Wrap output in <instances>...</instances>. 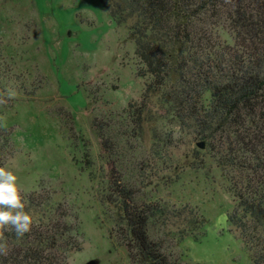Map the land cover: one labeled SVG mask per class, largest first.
<instances>
[{
    "label": "rangeland",
    "instance_id": "rangeland-1",
    "mask_svg": "<svg viewBox=\"0 0 264 264\" xmlns=\"http://www.w3.org/2000/svg\"><path fill=\"white\" fill-rule=\"evenodd\" d=\"M207 18L195 30L219 53L233 33ZM128 35L98 0H0V167L17 177L21 199L66 225L58 264H139L117 219L119 187L157 206L148 233L170 260L253 264L227 218L243 217L238 193L257 196L264 176L229 163L240 146L220 133L203 138L159 93L138 126L149 75ZM197 101L201 113L208 92Z\"/></svg>",
    "mask_w": 264,
    "mask_h": 264
},
{
    "label": "trees",
    "instance_id": "trees-1",
    "mask_svg": "<svg viewBox=\"0 0 264 264\" xmlns=\"http://www.w3.org/2000/svg\"><path fill=\"white\" fill-rule=\"evenodd\" d=\"M98 1L117 24L128 25V37L143 63L142 74L149 75L134 109L138 126L150 97L159 93L180 116L187 111L197 121L203 138L218 133L230 136L241 154L227 159L229 163L257 169L264 176V0ZM202 13L233 33V43L226 50L217 53L212 46L208 51L202 47L203 38L195 30V20ZM204 91L209 103L200 113L196 104ZM114 189L117 219L130 258L139 264H178L149 236L148 220L157 206L137 205L131 191ZM237 196L243 217L234 212L227 219L237 225L253 264H264V189L255 197L250 192ZM21 202L32 225L20 237L11 225L0 226V246L6 245L0 247V264H58L55 250L66 225L47 219L35 208L40 204L23 198Z\"/></svg>",
    "mask_w": 264,
    "mask_h": 264
},
{
    "label": "clouds",
    "instance_id": "clouds-1",
    "mask_svg": "<svg viewBox=\"0 0 264 264\" xmlns=\"http://www.w3.org/2000/svg\"><path fill=\"white\" fill-rule=\"evenodd\" d=\"M16 180L11 170L0 167V226L11 225L16 236L20 237L29 231L33 220L23 211Z\"/></svg>",
    "mask_w": 264,
    "mask_h": 264
},
{
    "label": "water",
    "instance_id": "water-1",
    "mask_svg": "<svg viewBox=\"0 0 264 264\" xmlns=\"http://www.w3.org/2000/svg\"><path fill=\"white\" fill-rule=\"evenodd\" d=\"M198 145L200 147L203 146V143L202 142H199ZM85 264H96V261L94 259H90L89 261H87Z\"/></svg>",
    "mask_w": 264,
    "mask_h": 264
}]
</instances>
